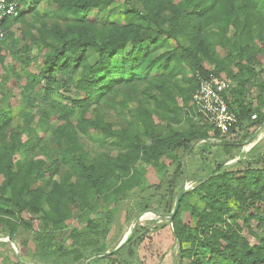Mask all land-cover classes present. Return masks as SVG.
Segmentation results:
<instances>
[{
  "label": "trees",
  "instance_id": "trees-1",
  "mask_svg": "<svg viewBox=\"0 0 264 264\" xmlns=\"http://www.w3.org/2000/svg\"><path fill=\"white\" fill-rule=\"evenodd\" d=\"M16 1V12L5 21V36L10 32L7 22L23 18L28 12L27 5L31 9L42 0ZM50 1L56 5V19L50 23L43 22L38 27L37 36L29 33L32 41L40 42L45 52L38 75H34L24 91H33L42 82L44 97L52 91L59 96L53 104L57 118L53 136L60 161L69 168L60 181H53L48 188L39 185L46 171H53L52 160L39 158L22 163L16 158L24 143L16 130H8V112L0 107V174L3 176L0 183V215L14 211L40 213L44 214L45 226H48L49 219L55 222L48 216L50 212L65 218L75 196L80 195L81 191L87 189L97 193L110 170L117 181L130 170L132 161L137 158L157 161L170 153L176 143H183L188 148L193 138L209 139L198 132L172 131L168 136L156 135L149 131L146 117L139 115L150 139L146 145L134 132L131 134L124 128L115 129L99 114L86 115L91 104L101 101L108 93L115 94L118 85L139 78L141 72L146 73L151 69L166 72L172 62L175 65L185 62L190 70L199 71L203 76L212 72L220 77L223 73L240 84V91H243L253 75L258 74L246 61L259 53L264 56V43L258 50H253L250 45H240L236 41L246 26L248 13H261L264 0H135L137 5L133 0H124L121 6L116 7L118 13L110 21L107 16L114 12V9H110L114 0ZM92 10L96 11L93 19L90 18ZM164 11H169L171 16L165 17ZM217 22L225 29L229 26L233 29L234 51L226 57H217L215 68L210 71L205 70L199 56L207 53L201 45V31L205 25ZM166 23L168 27L165 29ZM181 36L189 43L183 50L185 53L178 47L154 53L164 42L163 37L177 42ZM93 52L96 54L95 60L90 63L87 55ZM233 67L236 68L234 72ZM195 72L189 96L191 102L196 88ZM57 77L61 78V86H57ZM256 86L261 93L255 98L254 105L239 101L238 111L229 103L230 87L226 101L228 107L236 112V126L245 117L252 119L253 115L255 118L251 121L255 125L259 126L264 121V111L259 107H264V81ZM69 91L81 92L83 97L74 98ZM26 99L33 103L29 96ZM120 104L124 106L126 98H122ZM90 129L123 148L125 154H119L116 159L106 158L100 167L88 163L79 134ZM213 130L215 136L222 141L227 140L217 129ZM182 173V166H179L172 176L163 174L157 183L148 185L153 195L146 199L144 210L158 203L157 212L168 215L178 194ZM72 176H75L74 182L71 181ZM124 184L121 182L120 186L125 187ZM189 194L197 195L201 203L191 204ZM231 199L240 205L250 202L249 205L253 207L248 211L240 207L244 222L254 220L258 226L264 225V166L233 170L220 164L192 190L185 192L178 210L170 219L172 235L178 244L176 264H184L183 259L188 260L187 264H264V238L250 244L241 235L240 226L236 222H229L228 201ZM43 204L47 210H44ZM184 211L196 221L194 226L183 221L181 213ZM7 231L11 235L10 230ZM147 235L146 227L136 226L133 236L120 247L121 252L113 253L115 258L111 262H105V258L95 259L94 262L142 264L137 248ZM42 239L32 240L33 248H28L35 262L47 264L60 253L63 257L68 253V250L60 247L45 252L47 239H43L46 243ZM184 244L189 246L184 247ZM68 254L71 255L72 251Z\"/></svg>",
  "mask_w": 264,
  "mask_h": 264
},
{
  "label": "rangeland",
  "instance_id": "rangeland-1",
  "mask_svg": "<svg viewBox=\"0 0 264 264\" xmlns=\"http://www.w3.org/2000/svg\"><path fill=\"white\" fill-rule=\"evenodd\" d=\"M123 1L114 0L110 7L114 12L107 16L109 21L118 13L116 7L121 6ZM29 6H26L28 12L23 18L7 22L10 32L5 36L4 42L0 43V107L8 112V130H16L24 143L16 158L22 163L39 158L54 162L53 171H46L39 184L48 188L53 181H60L64 172L69 169L59 159L53 136L57 124L53 104L59 96L52 91L44 97L42 82L30 92H25L24 88L31 83L34 75H38L45 52L40 42L32 41L29 33L37 36L38 27L43 22L50 23L56 19V5L50 0H42L31 9ZM95 12L92 10L91 19ZM164 16L168 18L171 14L164 11ZM167 27L166 23L163 28ZM241 32L236 41L240 45H250L253 50H258L264 43V10L259 14L249 12L246 26ZM163 38L165 40L155 54L171 47H178L183 51L189 45L184 36L179 37L177 42ZM201 40V45L207 52L206 55H199L205 70L213 71L217 57H226L234 51L233 29L230 26L225 29L218 22L205 25L201 31ZM87 56L89 62L93 63L96 54L93 52ZM246 62L258 74L253 75L243 91H240V84L236 81L223 73L220 75L230 84L232 92L229 103L236 111L239 110V101L242 104L252 102L254 105L255 98L261 93L256 85L264 81V56L259 53ZM194 72L185 62L180 65L172 62L166 72L153 69L146 73L141 72L139 78L118 85L115 94L108 93L101 101L91 104L86 115L97 113L115 129L124 128L131 134L134 132L146 145L150 139L139 115L146 117L149 131L156 135L164 137L172 131L198 132L209 139L193 138L187 153L188 148L183 143H176L170 153L161 156L157 161L137 158L132 161L130 170L117 181L114 172L110 170L97 193L86 189L75 196L65 218L48 213L55 221L47 220L48 226L44 225V214L40 213L14 211L8 215H0V264H42L32 260L28 253L33 248L32 240L36 238L47 239L45 252L58 247L68 250V253L72 251L71 255L66 253L64 257L60 253L47 264H75L77 261L82 264L92 261L96 264L94 260L100 258H105V262L109 263L115 258L113 253L121 252L120 247L133 236L136 226L146 227L148 231V235L137 248L142 264H176L178 244L172 235L170 218L157 212L158 203H153L144 210L146 199L153 195L147 186L157 183L163 174L172 176L179 166L183 169V164L185 172L179 177V188L184 184L186 192L192 190L194 185L220 164L223 168L233 170L264 166V128L248 143V139L259 126L251 118L245 117L231 138L222 141L215 136V130L197 113L189 97L194 84ZM57 79V86H61V78ZM69 94L74 98L83 97L81 92L69 91ZM26 96L33 99V103ZM122 98H126L124 106L120 104ZM259 107L264 111V107ZM79 138L87 162L97 167L106 158L116 159L119 154L126 152L93 129L79 134ZM2 180L3 176L0 174V183ZM71 181H75V176H72ZM121 182H125V187L120 186ZM188 201L191 204L201 203L195 194H189ZM249 203L240 205L233 199L229 200V222H236L241 228L243 238L253 244L257 239L264 238V225L258 226L254 220L244 222L240 207L247 211L252 210ZM43 208L47 210L45 204ZM147 213H152V217L142 218ZM181 218L190 226L196 224L186 211L181 213ZM130 229V235L124 241V236ZM7 230H10L11 235ZM188 246L184 244V247ZM183 263L187 264L188 260L183 259Z\"/></svg>",
  "mask_w": 264,
  "mask_h": 264
},
{
  "label": "built area",
  "instance_id": "built-area-1",
  "mask_svg": "<svg viewBox=\"0 0 264 264\" xmlns=\"http://www.w3.org/2000/svg\"><path fill=\"white\" fill-rule=\"evenodd\" d=\"M18 7L16 0H0V42L5 37V21L14 15ZM196 88L192 95V105L207 123L217 129L222 136L231 138L237 129L236 112L228 107L226 96L230 90L229 82L209 72L202 75L194 74ZM255 115L252 116V119ZM233 130V131H232Z\"/></svg>",
  "mask_w": 264,
  "mask_h": 264
},
{
  "label": "water",
  "instance_id": "water-1",
  "mask_svg": "<svg viewBox=\"0 0 264 264\" xmlns=\"http://www.w3.org/2000/svg\"><path fill=\"white\" fill-rule=\"evenodd\" d=\"M264 128V122H262L259 127L256 129V131L252 134V136L248 139V143L252 142L260 133L261 129ZM192 144L188 147V149L186 150V153L189 151V149L191 148ZM183 172H185V165L183 164ZM186 192V186L184 184H182L179 188L178 194L176 196L173 208L171 210V212L167 215L168 218H172L174 216V214L176 213V211L178 210L180 201L184 195V193ZM147 229V228H146ZM128 238V237H127ZM126 239H124L125 241Z\"/></svg>",
  "mask_w": 264,
  "mask_h": 264
},
{
  "label": "bare ground",
  "instance_id": "bare-ground-1",
  "mask_svg": "<svg viewBox=\"0 0 264 264\" xmlns=\"http://www.w3.org/2000/svg\"><path fill=\"white\" fill-rule=\"evenodd\" d=\"M145 217H152V213H147L142 218H145ZM130 232H131V229L125 234L124 239H126L130 235Z\"/></svg>",
  "mask_w": 264,
  "mask_h": 264
}]
</instances>
